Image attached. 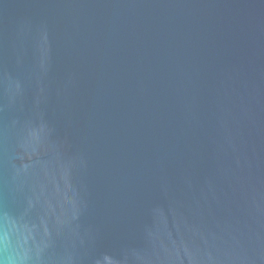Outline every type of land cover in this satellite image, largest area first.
<instances>
[{
	"label": "water",
	"instance_id": "obj_1",
	"mask_svg": "<svg viewBox=\"0 0 264 264\" xmlns=\"http://www.w3.org/2000/svg\"><path fill=\"white\" fill-rule=\"evenodd\" d=\"M0 264H264V0H0Z\"/></svg>",
	"mask_w": 264,
	"mask_h": 264
}]
</instances>
